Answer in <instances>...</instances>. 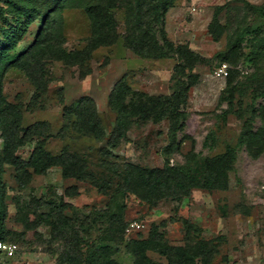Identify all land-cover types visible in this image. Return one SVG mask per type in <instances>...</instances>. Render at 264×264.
Masks as SVG:
<instances>
[{
  "label": "rangeland",
  "instance_id": "rangeland-1",
  "mask_svg": "<svg viewBox=\"0 0 264 264\" xmlns=\"http://www.w3.org/2000/svg\"><path fill=\"white\" fill-rule=\"evenodd\" d=\"M13 1L42 15L31 21L33 13H22L17 20L10 3L0 4V50L15 58L2 75L0 115L20 126L14 155L23 162L18 167L4 155L0 135L5 240L18 246L13 256L0 253V264H169L155 247L144 248L154 230L173 245L214 242L218 253L210 264H261L264 18L252 6L264 0H166L167 40L199 56L191 75L176 73L177 57L143 54L141 31L159 0ZM89 5L113 17L104 39L94 31ZM18 24L16 45L8 49L5 29ZM230 78L238 86L232 109L221 100ZM183 83L185 119L177 131L168 115L143 116L142 101L161 102ZM81 104L93 107L101 139L82 125ZM39 123L38 134L26 133ZM38 142L85 165L91 178L67 177L60 164L38 172L28 165ZM229 145L236 146L235 159L207 188V160ZM142 173L157 177L156 186Z\"/></svg>",
  "mask_w": 264,
  "mask_h": 264
},
{
  "label": "trees",
  "instance_id": "trees-1",
  "mask_svg": "<svg viewBox=\"0 0 264 264\" xmlns=\"http://www.w3.org/2000/svg\"><path fill=\"white\" fill-rule=\"evenodd\" d=\"M29 0H27L26 4ZM10 3L11 8H7L10 13L17 14V20L20 19L22 13L31 14V21H35L42 15L41 11L38 9H26L24 7L16 8V3L13 0H4V3ZM5 4L0 6V13L3 14L5 11ZM169 2L166 0H159L155 2L151 8V14L153 16L152 22L142 29L141 34L145 37V40L140 43L142 49H145L146 52H143L145 57H157V58H171L177 57L179 63L176 65V73L188 71V74L191 75L196 60L199 57L194 54V52L185 45L175 46L170 41L167 40V37L164 33V21L165 13L169 7ZM28 6V5H27ZM254 7L264 18V5L252 6ZM88 14L91 16L92 22L94 23V31L97 32L99 38L104 39L105 34L108 33L107 27L111 26V21L113 17L109 15V12L105 9L99 8L94 5L86 6ZM155 22L158 25V32L163 35V41L159 39V34L157 30H154L152 23ZM21 29V25L18 24L16 28L10 27L5 29L6 39L9 42L8 49H13L16 45L17 32ZM99 32V33H98ZM243 38L241 37L240 40ZM34 47V46H33ZM32 47V48H33ZM49 48L48 46H46ZM29 52V51H28ZM4 51L0 50V96L2 90V75L4 73L5 67L8 64H12L15 60L14 57L7 58L3 55ZM62 54L70 56L66 53L65 50H62ZM9 59V60H8ZM18 66L26 71L30 79L33 80L35 85L39 89H45V83L37 79L33 72H30L24 62H18ZM181 77V76H179ZM253 82V80H251ZM238 86L234 84V79H228V86L225 88L224 92L221 95V100H226L229 107L232 109L234 107L235 93ZM187 90L188 86L179 85V89L171 96L158 97V100L161 102H151V105L147 106V101H142L144 104V114L146 118L151 116L152 111H158L159 116L168 115L173 121L174 131L180 127L181 119H185V114L180 110L181 103H185L187 100ZM86 101V100H85ZM84 103V102H83ZM2 104L0 99V105ZM128 107L123 106V109L126 110ZM78 115L82 120V125L87 131H91L97 138L101 139L103 135V130L100 126L99 121L97 120L93 107L89 106H78ZM136 111V110H134ZM6 119H3L0 115V135L4 138V155L11 160L12 163L16 164L18 167H21L22 163L19 164L18 158L14 155V151L17 146L21 143L19 139L20 126L18 124L10 125ZM44 125L39 123L35 126H31L29 130L26 131L31 134H38L36 128ZM248 132H244L243 136H248ZM25 140H22L24 142ZM243 139L240 140V143H244ZM42 142H38L37 148L34 151V154L29 161L28 165L35 168L38 172H43L53 165L60 164L64 168V175L71 178H76L78 180H84L91 178V174L85 170V165H79L77 162L71 161L69 158L70 155L64 153L59 156H54L51 153L46 151ZM236 155V146L229 145L225 152L218 154L207 160L206 166L209 169L208 177L205 181V186L211 188L216 183L217 174L220 171L226 170L230 163L235 159ZM3 160L2 152L0 150V240H5L7 227H6V217H7V208H6V199H5V186L3 182ZM141 179L151 185L156 186L157 177H154V180H151V175L141 174ZM155 181V182H154ZM77 189V186H71L67 189L69 195L74 194V190ZM146 244L145 247H155L161 254L165 255L168 259L169 264H196V259L199 257L202 259L203 264H210L215 257V254L218 253V249L214 242L212 241H203L194 247H186L183 245H173L169 243L165 237L157 230H154L150 233L148 240L143 242Z\"/></svg>",
  "mask_w": 264,
  "mask_h": 264
},
{
  "label": "built area",
  "instance_id": "built-area-1",
  "mask_svg": "<svg viewBox=\"0 0 264 264\" xmlns=\"http://www.w3.org/2000/svg\"><path fill=\"white\" fill-rule=\"evenodd\" d=\"M2 2L3 0H0V4ZM17 249H18L17 244L9 242V241L0 240V253H3L7 256H13L16 253ZM261 264H264V258L261 261Z\"/></svg>",
  "mask_w": 264,
  "mask_h": 264
}]
</instances>
